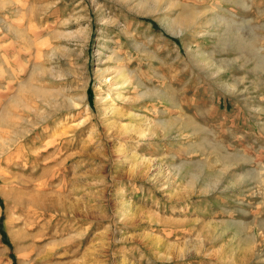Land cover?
<instances>
[{
	"label": "rangeland",
	"instance_id": "374dc122",
	"mask_svg": "<svg viewBox=\"0 0 264 264\" xmlns=\"http://www.w3.org/2000/svg\"><path fill=\"white\" fill-rule=\"evenodd\" d=\"M0 264H264V0H0Z\"/></svg>",
	"mask_w": 264,
	"mask_h": 264
}]
</instances>
